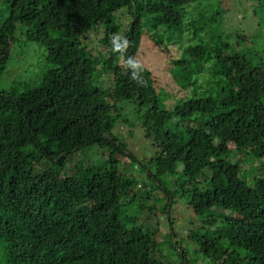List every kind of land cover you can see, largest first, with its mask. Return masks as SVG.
Masks as SVG:
<instances>
[{"label":"trees","instance_id":"obj_1","mask_svg":"<svg viewBox=\"0 0 264 264\" xmlns=\"http://www.w3.org/2000/svg\"><path fill=\"white\" fill-rule=\"evenodd\" d=\"M1 1L0 78L20 40L44 47L46 70L0 91V264H264V0H248L245 50L182 46L175 74L196 96L173 105L138 60L143 38L171 49L159 33L210 0ZM140 129L146 184L126 173L120 135ZM92 145L103 160L76 159Z\"/></svg>","mask_w":264,"mask_h":264},{"label":"rangeland","instance_id":"obj_2","mask_svg":"<svg viewBox=\"0 0 264 264\" xmlns=\"http://www.w3.org/2000/svg\"><path fill=\"white\" fill-rule=\"evenodd\" d=\"M251 6H253V4L248 2V0L199 1L186 9L187 14L179 30L175 29L170 33L159 31L160 37L164 40H168V44H173L171 49L168 48V50H165L160 46L156 47L150 38V34H147V36L143 38L142 46L138 54V60L152 72L153 77L155 78L156 87L161 89L163 94L169 96V99L167 100L168 105H173L179 99L186 98V96H196V94L188 93L187 89L180 86L182 80L180 79L179 81L178 75L175 74L176 65H174L173 60L182 57L184 50L182 49V46L185 48L197 45L210 46L220 42H226L232 48L235 47L239 51L245 50L246 47H248L246 45L250 44V40L253 42L258 28L259 18L254 16L255 14L252 11L253 7ZM0 12H2L3 15H6V17L9 14L8 10L6 11L5 8H3L1 0ZM203 17L209 19L207 26L204 25L205 22L201 21L199 23H195V27H192L194 20H201ZM195 29H197V32ZM18 31L17 34H20ZM102 36L94 34L90 37L98 42ZM257 47L262 49L263 53L264 41H260ZM44 53V47L38 43H25L20 40L15 46L6 73L0 78V91H21V88L15 85L17 82L22 83L39 78L46 70ZM204 94V91H202V93H198V95L202 96ZM92 118H94V114L92 115ZM118 130L119 125H116L115 131L118 132ZM120 135L124 141L128 139L126 153L128 151L132 152L134 155L133 159L135 160L134 164L128 163V165L125 166L126 173L134 171L133 173L137 177L138 181H144V184H146L147 179L142 174L144 171L143 166L148 165L149 160L154 155V150L150 146V142L145 138L141 129L140 132H136V134L129 138L124 133ZM104 152L105 151H101L98 146L92 145L80 151L75 157L78 160L98 162L103 160L105 157H103ZM240 156H242V154H240ZM118 158L121 159L123 163H127L129 161L127 156H118ZM257 161L259 160H256L255 164L253 162H250L249 164H251V167L256 166L258 168H262V163ZM260 175L264 176V170L260 172ZM157 197L163 202V195L159 194ZM157 197L155 195L153 201L158 204L157 209H159L162 204L159 202ZM183 202L181 201V211L185 212L186 215H190L191 210H189V207H184ZM151 203V201L143 202L145 214L143 213V210H140L139 208H134L135 210L131 211V214L138 217L141 216V219L144 220V218L148 216V210ZM185 214L183 213L182 216L184 217ZM157 219L163 220V217L158 215L155 219L154 217L148 218V220H150L149 223L152 226L157 224ZM200 232L211 238L212 236L219 235L222 232V229L214 228L212 225H208L206 230H200ZM159 235L163 237L161 233H159ZM193 258L195 259L196 257L193 256Z\"/></svg>","mask_w":264,"mask_h":264},{"label":"clouds","instance_id":"obj_3","mask_svg":"<svg viewBox=\"0 0 264 264\" xmlns=\"http://www.w3.org/2000/svg\"><path fill=\"white\" fill-rule=\"evenodd\" d=\"M129 63H131V61H129Z\"/></svg>","mask_w":264,"mask_h":264},{"label":"water","instance_id":"obj_4","mask_svg":"<svg viewBox=\"0 0 264 264\" xmlns=\"http://www.w3.org/2000/svg\"><path fill=\"white\" fill-rule=\"evenodd\" d=\"M172 203V202H171Z\"/></svg>","mask_w":264,"mask_h":264}]
</instances>
